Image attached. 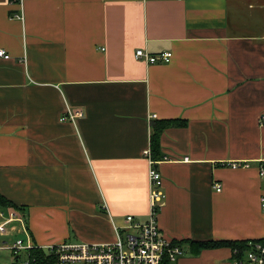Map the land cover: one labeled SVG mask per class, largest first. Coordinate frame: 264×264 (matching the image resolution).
<instances>
[{
    "label": "crops",
    "instance_id": "0c3cea01",
    "mask_svg": "<svg viewBox=\"0 0 264 264\" xmlns=\"http://www.w3.org/2000/svg\"><path fill=\"white\" fill-rule=\"evenodd\" d=\"M0 48V193L37 246L111 242L125 216L147 220L144 150L174 119L157 217L180 264L235 258L183 239L264 238V0H0ZM73 107L84 115L60 119Z\"/></svg>",
    "mask_w": 264,
    "mask_h": 264
},
{
    "label": "built area",
    "instance_id": "2783aa9c",
    "mask_svg": "<svg viewBox=\"0 0 264 264\" xmlns=\"http://www.w3.org/2000/svg\"><path fill=\"white\" fill-rule=\"evenodd\" d=\"M17 1L22 7L24 0ZM12 17L23 19L22 8L20 11L14 12ZM172 54L173 52L170 51H162L153 55L143 48L137 49L135 56L154 64L171 62ZM0 58H10V54L0 48ZM83 115L82 108L73 107L68 108L60 119L73 121ZM260 123L264 125V113L260 117ZM144 156L149 161L148 174L151 188L147 220L140 221L134 215L125 216L126 224L123 227L115 226L117 235L116 239L111 242H62L44 247L57 254V264H174L178 261L184 252L182 245L168 239L158 225L157 214L165 197L162 188V173L157 167L156 159L152 156L151 147L144 150ZM242 164L246 166L248 163ZM229 165L238 167L241 163L232 162ZM261 174L264 175L263 167ZM215 187L217 191L222 189L219 183ZM262 199L264 212V197ZM249 243L250 246L247 250L236 249L234 251L233 264H264V244ZM36 246L29 232L25 212L15 206L0 208V251H8L13 261L29 264L26 254Z\"/></svg>",
    "mask_w": 264,
    "mask_h": 264
},
{
    "label": "trees",
    "instance_id": "16d2710c",
    "mask_svg": "<svg viewBox=\"0 0 264 264\" xmlns=\"http://www.w3.org/2000/svg\"><path fill=\"white\" fill-rule=\"evenodd\" d=\"M179 121L174 120H159L154 121L152 123V136H151V145H152V156L154 159L159 158L160 156V137L161 133L164 131L165 128L169 126L178 125ZM9 206H15L21 208L23 211H25L24 206L17 205V203H14L10 199H8L6 196L2 195L0 193V208L3 207H9ZM181 243H188L193 244V250H195V253L198 254L205 250L206 248L214 249V248H220V247H227L230 248L233 252L236 249L240 250H247L250 246L249 242H258L261 244H264V238L263 239H248V240H220V241H205V242H197L195 240L190 239H183L180 240ZM26 258L28 259L29 264H57V254L50 250L45 249L40 246L33 247L31 250H29L26 254ZM11 264H20L19 261H13Z\"/></svg>",
    "mask_w": 264,
    "mask_h": 264
},
{
    "label": "rangeland",
    "instance_id": "374dc122",
    "mask_svg": "<svg viewBox=\"0 0 264 264\" xmlns=\"http://www.w3.org/2000/svg\"><path fill=\"white\" fill-rule=\"evenodd\" d=\"M135 231V230H133ZM125 235V234H124ZM185 248V246L183 247V249ZM186 249V248H185ZM188 250V249H187ZM3 253V251H0V254ZM9 253V252H8ZM185 250H184V254H185ZM189 256H191V253H187ZM181 257V256H180ZM13 262V258L9 255V257L7 256L6 259L1 260L0 259V264H11ZM174 264H180L179 261L175 262Z\"/></svg>",
    "mask_w": 264,
    "mask_h": 264
}]
</instances>
